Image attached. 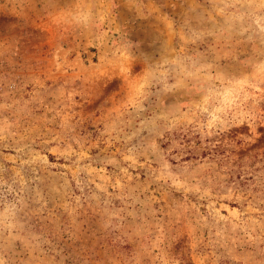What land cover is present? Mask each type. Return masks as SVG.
<instances>
[{"label":"rangeland","instance_id":"1","mask_svg":"<svg viewBox=\"0 0 264 264\" xmlns=\"http://www.w3.org/2000/svg\"><path fill=\"white\" fill-rule=\"evenodd\" d=\"M0 264H264V0H0Z\"/></svg>","mask_w":264,"mask_h":264}]
</instances>
